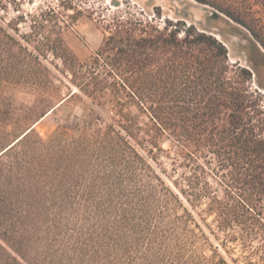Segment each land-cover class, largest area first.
I'll use <instances>...</instances> for the list:
<instances>
[{"label": "trees", "instance_id": "trees-1", "mask_svg": "<svg viewBox=\"0 0 264 264\" xmlns=\"http://www.w3.org/2000/svg\"><path fill=\"white\" fill-rule=\"evenodd\" d=\"M194 1L264 51V0ZM103 29L80 60L57 33L31 44L0 23V264H231L209 217L245 264H264L252 71L193 23L114 16Z\"/></svg>", "mask_w": 264, "mask_h": 264}, {"label": "rangeland", "instance_id": "rangeland-1", "mask_svg": "<svg viewBox=\"0 0 264 264\" xmlns=\"http://www.w3.org/2000/svg\"><path fill=\"white\" fill-rule=\"evenodd\" d=\"M213 11L219 13L217 18L211 17ZM114 16L142 21L152 19L160 28L165 24L173 27L193 23L198 29L213 34L227 47L230 63L237 61L240 66L252 69L250 88L262 94L258 102L264 110V51L245 28L209 5L194 0H0V23L11 32L17 29L31 44L42 39L41 35L57 33L80 60L89 59L98 49L105 32L103 27ZM47 59L61 67L59 59L51 55ZM79 112V107L75 106L73 113ZM57 123V116L49 113L35 128L45 136ZM163 147L169 148V144L166 142ZM162 161L169 167L168 158L163 157ZM211 218L208 221L217 235L209 236L219 253L231 264H245L240 242L223 243V232L217 231Z\"/></svg>", "mask_w": 264, "mask_h": 264}, {"label": "water", "instance_id": "water-1", "mask_svg": "<svg viewBox=\"0 0 264 264\" xmlns=\"http://www.w3.org/2000/svg\"><path fill=\"white\" fill-rule=\"evenodd\" d=\"M218 15H219V13L217 12V11H213V12H211V17H213V18H217L218 17ZM217 38V37H216ZM250 71H252V69L251 68H249V67H247Z\"/></svg>", "mask_w": 264, "mask_h": 264}]
</instances>
